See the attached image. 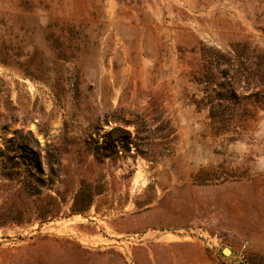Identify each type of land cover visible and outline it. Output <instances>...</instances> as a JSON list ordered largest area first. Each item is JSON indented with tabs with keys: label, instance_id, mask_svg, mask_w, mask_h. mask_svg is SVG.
Wrapping results in <instances>:
<instances>
[{
	"label": "rangeland",
	"instance_id": "374dc122",
	"mask_svg": "<svg viewBox=\"0 0 264 264\" xmlns=\"http://www.w3.org/2000/svg\"><path fill=\"white\" fill-rule=\"evenodd\" d=\"M0 264H264V0H0Z\"/></svg>",
	"mask_w": 264,
	"mask_h": 264
},
{
	"label": "crops",
	"instance_id": "0c3cea01",
	"mask_svg": "<svg viewBox=\"0 0 264 264\" xmlns=\"http://www.w3.org/2000/svg\"><path fill=\"white\" fill-rule=\"evenodd\" d=\"M92 237L98 238V236H96V235L95 236H92ZM125 257H127V259L129 258L126 254H125ZM131 257H133V255ZM131 257H130V259H131Z\"/></svg>",
	"mask_w": 264,
	"mask_h": 264
},
{
	"label": "trees",
	"instance_id": "16d2710c",
	"mask_svg": "<svg viewBox=\"0 0 264 264\" xmlns=\"http://www.w3.org/2000/svg\"><path fill=\"white\" fill-rule=\"evenodd\" d=\"M28 133L31 134V131H28ZM34 153H35V151H34ZM37 157H38V156H37Z\"/></svg>",
	"mask_w": 264,
	"mask_h": 264
},
{
	"label": "water",
	"instance_id": "95a60500",
	"mask_svg": "<svg viewBox=\"0 0 264 264\" xmlns=\"http://www.w3.org/2000/svg\"><path fill=\"white\" fill-rule=\"evenodd\" d=\"M225 252H226V253H228V252H229V250L227 249V250H225Z\"/></svg>",
	"mask_w": 264,
	"mask_h": 264
}]
</instances>
